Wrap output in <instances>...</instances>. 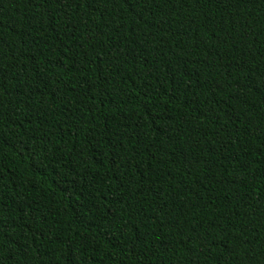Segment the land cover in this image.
<instances>
[{"label": "trees", "instance_id": "obj_1", "mask_svg": "<svg viewBox=\"0 0 264 264\" xmlns=\"http://www.w3.org/2000/svg\"><path fill=\"white\" fill-rule=\"evenodd\" d=\"M0 264H264V0H0Z\"/></svg>", "mask_w": 264, "mask_h": 264}]
</instances>
